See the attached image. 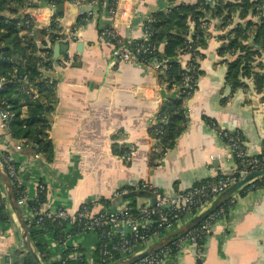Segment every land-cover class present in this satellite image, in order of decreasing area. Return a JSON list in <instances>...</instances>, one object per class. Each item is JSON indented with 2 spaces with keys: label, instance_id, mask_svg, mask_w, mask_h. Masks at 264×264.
Here are the masks:
<instances>
[{
  "label": "crops",
  "instance_id": "obj_1",
  "mask_svg": "<svg viewBox=\"0 0 264 264\" xmlns=\"http://www.w3.org/2000/svg\"><path fill=\"white\" fill-rule=\"evenodd\" d=\"M76 1H82L91 13L90 20L77 28L80 8ZM197 1L183 0L191 5ZM208 2L214 4L213 0ZM107 4L106 0H63L62 10L58 9L60 5L53 8L50 0H39L36 4L44 22L36 26L32 35L38 48L47 47L49 22L58 24L62 37L53 44V52L56 44L70 39L67 55L71 63L60 66L66 57L63 55L61 62H54L55 72L48 74L57 80L49 131L53 160L49 162L43 155L37 159L31 148L12 139L0 116V152L11 155L22 168L30 198L40 185L46 186L42 207L45 211L64 208L75 214L85 202L110 199L131 180L146 181L173 195L221 173H231L236 163L230 158V148L210 127L209 121H215L223 130L239 131L249 157L261 155L264 149V93L255 90L252 80L238 89L227 83L226 60L235 58L222 57L218 51L224 43L222 37L234 26L222 29L220 21L215 19L208 24L209 38L201 49L205 58L201 61L198 89L185 102L186 128L174 147L152 169L148 127L167 92L159 89L158 74L154 70L117 62L113 58L114 43L102 38L101 33L113 27L126 42L142 39L144 25L152 14L167 10L171 3L169 0H118L121 14L116 21L109 15ZM238 21L236 17L235 22ZM78 43L83 44L81 51ZM168 46L165 43L161 51H166ZM180 62L186 66L187 57L181 56ZM129 144L135 147V152L125 162L119 154ZM18 145L22 146L21 150L16 149ZM0 183L10 214V223H0V264H15L18 253L26 248L6 187L1 180ZM233 196L237 203L216 220L212 234L204 242L202 264H264V187L246 194L238 191ZM153 201L150 194L135 198L137 206L153 205ZM21 210L25 219L27 209ZM205 210L206 207L198 214ZM46 241L47 262L57 260L61 252L57 241L51 234L46 235ZM74 242L88 255L95 256V235L76 238ZM157 243L151 241L146 249ZM195 253L196 247L186 243L175 255L167 257L166 264H197Z\"/></svg>",
  "mask_w": 264,
  "mask_h": 264
},
{
  "label": "trees",
  "instance_id": "obj_2",
  "mask_svg": "<svg viewBox=\"0 0 264 264\" xmlns=\"http://www.w3.org/2000/svg\"><path fill=\"white\" fill-rule=\"evenodd\" d=\"M208 1L198 0L196 4L191 5L183 0H169L170 8L154 12L151 19L145 23V26L152 32L151 41L157 48L155 54L169 59L165 75H158L159 84L165 86L167 92L163 105L159 109L158 124L148 128L150 138L156 141L155 148L157 149L149 154L151 168H155L160 163L186 128L185 102L198 89V81L202 72L201 61L205 58L201 49L209 38L207 29L203 27L204 23L209 24L211 20L218 19L222 29L234 26L227 35L222 37L224 43L218 51L222 57L230 55L235 58L232 61L226 60L228 63L227 83L233 89H238L245 87L247 80H252L255 90L258 93H264V0H213L214 4ZM106 2L109 5L117 4V0H106ZM50 3L59 6L63 0H50ZM28 5L29 0H0V54L2 55L0 78H3L5 82L3 88L0 89V109L12 116L5 127L11 138L31 148L35 153L43 155L51 162L54 153L49 131L56 104L57 82L50 83L48 79H43L41 70L52 68L55 64L52 61V47L62 37L58 33V24L52 22L47 47L39 49L28 29L23 26L25 21L23 10ZM236 17L239 18L238 22H235ZM254 17H259V20L255 21ZM80 21L81 18L78 19L75 28L83 25ZM192 23L195 25L193 28ZM192 30H195L200 38L199 43L194 47L196 51L190 53L191 71L187 72L180 62V57L190 52L188 36ZM45 34H47L46 31ZM111 42L117 44L115 41ZM124 42L129 47L142 44L141 39L131 43L125 40ZM165 43L169 44L168 49L161 51ZM197 48L200 49L197 50ZM41 55H45L46 60ZM146 58H151V54L146 55ZM186 75L191 76L192 80L188 87L184 84ZM25 76L30 81V88L24 84ZM164 117L169 120L168 124L160 121ZM208 124L217 126L215 121H209ZM226 133L230 137L237 138L246 151L244 139L239 131ZM222 139L227 145L230 144L227 137L223 136ZM125 151L126 148L119 155L122 156ZM5 155H7L6 152H0V159ZM257 158L264 159V149ZM242 159L249 160L250 158L235 156L239 170L242 169ZM257 185L258 188L264 187V177L257 180ZM13 187L18 200L21 190L15 185ZM2 193L0 183V223L7 224L10 223V214ZM142 194L152 195L150 191H132L127 196L131 201V206H136L135 198ZM122 201L123 199H118L116 203L121 204ZM227 204L225 203L222 208L226 209ZM47 225L58 231L53 225ZM27 226L32 244L40 258L46 264H60L59 262H47L49 251L45 231L29 223ZM94 258L98 260L97 252ZM119 259L120 256H117L112 262ZM15 264L35 263L29 253L23 251L18 253ZM65 264L82 263L69 259Z\"/></svg>",
  "mask_w": 264,
  "mask_h": 264
},
{
  "label": "built area",
  "instance_id": "obj_3",
  "mask_svg": "<svg viewBox=\"0 0 264 264\" xmlns=\"http://www.w3.org/2000/svg\"><path fill=\"white\" fill-rule=\"evenodd\" d=\"M38 2L39 0H29V5L23 10V16L25 18L23 26L28 29L30 36L33 35L36 26L44 23L41 13L36 8ZM51 5L53 8L55 7V5ZM76 5L80 8V22L83 24L87 23L91 18V13L85 9L82 1H76ZM117 5L118 0L116 5L107 4L108 13L115 21L121 14V9ZM255 18L259 17H254L253 19L255 20ZM51 25L52 22H49L46 26L48 34L50 33ZM191 26L195 25L192 23ZM203 27L208 29V24L204 23ZM101 37L117 43L114 44L115 50L113 52V58L117 62L141 65L154 70L158 75H165L169 59L155 54L157 48L151 41L152 32L145 25L144 36L141 39L142 44L140 46L129 47L119 37L113 27L102 31ZM74 38L72 39L74 40ZM199 38L200 36L197 35L195 30L190 31L188 36V50L190 52L185 55L188 60L185 66L187 72L191 71L189 62L192 52L196 51L194 47L199 43ZM67 40L70 41V39ZM148 54H151V58L149 59L146 58ZM1 57L2 55L0 54V59ZM41 57L45 59V55H41ZM61 61L62 59L59 62ZM70 63L71 59L66 55L64 61L59 65L65 66ZM55 67L56 64L52 68H43L41 70L42 78L48 79L50 83L56 82V78L48 76L51 72H55ZM23 81L30 88V81L27 76L24 77ZM191 82V76L186 75L184 84L188 87ZM4 83V79L0 78V89L3 88ZM159 86L160 90H165V86ZM159 102L161 107L164 99ZM158 113L159 110L151 120L148 128L158 124ZM0 116L3 127L5 128L7 121L12 116L2 109H0ZM160 121L164 124L169 123L166 117ZM210 127L219 136L228 138L230 144L227 146L230 148L231 159L235 161V156L238 158L249 157L247 150L245 151L243 149L237 138L230 137L226 133L228 132L227 130H223L218 124L217 126L212 124ZM155 143L156 141L152 140L150 152L157 150ZM16 149L21 150L22 146L18 145ZM134 152L135 147L129 144L121 157L125 162H129ZM39 157H41V154L36 153V158L39 159ZM249 158V160L242 159V169L240 170L235 161L236 167L231 173H221L218 176L206 179L189 189L179 191L173 195L163 193L157 187L150 185L146 181L131 180L126 187L117 191L110 199L102 202H85L75 214H71L64 208H59L55 211L43 210L46 186L40 185L35 196L30 198L25 189L22 168L9 154L3 156L0 160L12 184L21 190V196L17 202L20 208L27 209L25 221L45 231L47 235H53L59 245L60 255L57 260H52L51 262L65 264L67 260L71 259L79 261L82 264H113L119 261H126L135 255L143 253L147 250L146 248L151 241H161L196 216L201 209L209 207L216 198L231 186L251 173L264 170V159H259L257 156ZM263 177L264 175L256 177L246 183L239 190L240 193L246 194L258 189L257 180ZM132 191H150L155 203L147 206H131V201L127 196ZM2 194L5 199L4 193ZM118 199H123V201L121 204L116 205ZM228 201L226 202L228 203L226 209L222 208L224 203L197 227L133 264H166L167 257L175 255L186 243H190L196 247L195 260L197 264H202L204 258V242L212 234L214 223L232 209L237 203V198L232 196ZM114 204L116 205L115 207ZM47 224L53 225L58 231L50 228ZM88 235L96 236L95 250L98 254V260L94 256L88 255L79 244L74 242L76 238H82ZM67 252L69 253L66 256ZM117 256H120V259L112 262Z\"/></svg>",
  "mask_w": 264,
  "mask_h": 264
},
{
  "label": "water",
  "instance_id": "obj_4",
  "mask_svg": "<svg viewBox=\"0 0 264 264\" xmlns=\"http://www.w3.org/2000/svg\"><path fill=\"white\" fill-rule=\"evenodd\" d=\"M63 6L60 5L58 7L59 10H62ZM64 37V36H63ZM78 51H81L83 48L82 43H78ZM70 50V42L68 40H64L54 46V52L52 61L57 62L60 61L63 55H67ZM264 175V170L257 171L254 173L249 174L247 177L242 179L241 181L237 182L233 186H231L227 191H225L222 195L218 197V199L209 207L206 208V210L203 213L197 214L192 219L187 221L184 225L167 235L165 238H163L161 241H159L156 245L151 247L150 249H147L143 253L139 255H135L131 258H129L126 261H119L113 264H133L140 259L152 254L153 252L161 249L162 247L168 245L171 241L179 238L180 236L186 234L193 228L197 227L200 223H202L206 218H208L212 213H214L217 209H219L224 203H226L236 192H238L246 183L253 180L256 177ZM0 180L4 184L7 190V198L8 201L13 208L17 221L21 226L22 233H23V240L25 244V248L27 253L32 257L35 264H42L37 251L35 250L30 235L28 231L27 223L24 219V216L22 214V210L20 206L18 205L17 199L14 194V187L12 184V181L10 180L5 168L1 164L0 160ZM155 201H153V204Z\"/></svg>",
  "mask_w": 264,
  "mask_h": 264
}]
</instances>
